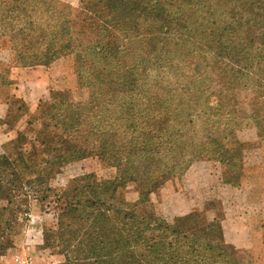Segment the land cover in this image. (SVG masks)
I'll use <instances>...</instances> for the list:
<instances>
[{"label": "trees", "instance_id": "1", "mask_svg": "<svg viewBox=\"0 0 264 264\" xmlns=\"http://www.w3.org/2000/svg\"><path fill=\"white\" fill-rule=\"evenodd\" d=\"M78 3L89 11L79 44L71 3L0 0V35L14 61L31 67L74 55L87 89L78 102L68 91L41 101L27 124L35 138L19 133L16 158L0 156V259L31 201L49 198L57 204L63 264H242L225 239L219 200L172 221L144 216L141 206L195 161L218 163L223 183L241 185L251 143L239 133L253 128L264 138V0ZM165 43L173 45V56ZM165 77L172 78L167 87ZM196 105L203 110L192 112ZM206 109L211 126L203 120ZM43 142L48 157L39 161ZM88 157L116 174L86 173L55 194L35 189L19 169ZM131 182L139 192L135 202L125 197ZM50 232L46 227L47 237Z\"/></svg>", "mask_w": 264, "mask_h": 264}, {"label": "rangeland", "instance_id": "2", "mask_svg": "<svg viewBox=\"0 0 264 264\" xmlns=\"http://www.w3.org/2000/svg\"><path fill=\"white\" fill-rule=\"evenodd\" d=\"M64 1L75 6V39L79 44L87 36L88 8L79 7L81 5L78 0ZM164 49L169 56L175 53L172 44L165 43ZM166 53L164 57L167 68L169 63L166 61ZM201 53L203 57L211 58V52ZM14 60L9 42L0 35V156L5 155L11 159L16 158L23 145L20 144L19 133L26 131L31 139L35 138L33 130L27 131V124L31 116L37 113L41 101H47L52 96H58L60 92L68 91L71 99L78 102L87 92L74 55L61 56L49 65L31 67H22ZM171 79H162L164 86L167 87ZM209 99L211 100V96ZM202 110V105L191 108L195 113ZM203 120L211 126V110H204ZM239 137L251 143L246 153L247 170L240 186L223 183L218 163L195 161L182 177L159 185L151 194L150 200L142 204V213L147 217H162L172 221L195 209L202 210L207 201L217 199L221 202L218 209L224 214L225 239L239 251L240 263L264 264V138L259 139L253 128L242 130ZM38 146L41 150L38 160L41 161L48 157L46 150L49 144L43 142L38 143ZM59 165L48 166L42 162L37 168L23 170L19 166V169L24 172L25 178L34 181L35 189L51 188L55 194L66 188L70 180L86 173H95L101 179L116 174L115 168L96 157L67 162L61 167ZM29 188L27 187V190ZM125 197L130 202L139 199L135 182L128 183ZM56 206L57 204L50 202L49 198L31 201L29 211H32V216L26 220L20 219L23 227L15 236L13 246L1 257L0 264H11V258L15 263L16 255L25 254H31L35 264L65 262L64 255L60 252L61 235L57 231L61 229L58 225ZM206 214L209 218L213 216L211 210ZM46 227L54 231L50 232L48 237L45 233Z\"/></svg>", "mask_w": 264, "mask_h": 264}, {"label": "built area", "instance_id": "3", "mask_svg": "<svg viewBox=\"0 0 264 264\" xmlns=\"http://www.w3.org/2000/svg\"><path fill=\"white\" fill-rule=\"evenodd\" d=\"M27 217L32 216V211H28L26 213ZM14 264H35L34 257L31 254H25L22 256L16 255L15 256V263Z\"/></svg>", "mask_w": 264, "mask_h": 264}, {"label": "crops", "instance_id": "4", "mask_svg": "<svg viewBox=\"0 0 264 264\" xmlns=\"http://www.w3.org/2000/svg\"><path fill=\"white\" fill-rule=\"evenodd\" d=\"M11 260H12V261H11V264H14V262H13V259H12V258H11Z\"/></svg>", "mask_w": 264, "mask_h": 264}]
</instances>
